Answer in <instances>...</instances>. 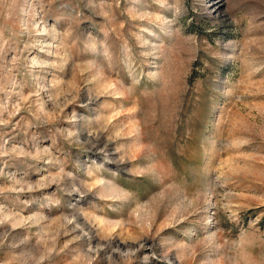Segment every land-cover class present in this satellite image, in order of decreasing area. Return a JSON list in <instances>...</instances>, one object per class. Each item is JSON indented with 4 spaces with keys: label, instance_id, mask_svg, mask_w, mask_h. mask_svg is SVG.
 Wrapping results in <instances>:
<instances>
[{
    "label": "rangeland",
    "instance_id": "obj_1",
    "mask_svg": "<svg viewBox=\"0 0 264 264\" xmlns=\"http://www.w3.org/2000/svg\"><path fill=\"white\" fill-rule=\"evenodd\" d=\"M0 264H264V0H0Z\"/></svg>",
    "mask_w": 264,
    "mask_h": 264
}]
</instances>
